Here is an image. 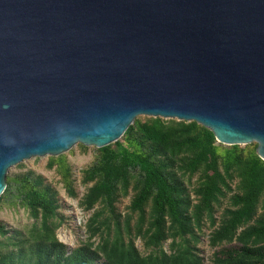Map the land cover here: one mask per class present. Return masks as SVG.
Instances as JSON below:
<instances>
[{"label": "water", "instance_id": "1", "mask_svg": "<svg viewBox=\"0 0 264 264\" xmlns=\"http://www.w3.org/2000/svg\"><path fill=\"white\" fill-rule=\"evenodd\" d=\"M142 114L264 159V0H0V196L12 166Z\"/></svg>", "mask_w": 264, "mask_h": 264}, {"label": "trees", "instance_id": "2", "mask_svg": "<svg viewBox=\"0 0 264 264\" xmlns=\"http://www.w3.org/2000/svg\"><path fill=\"white\" fill-rule=\"evenodd\" d=\"M134 131L149 146L148 151L117 140L115 147L112 143L99 147L100 160L86 171V179L94 183L82 204L87 209L103 205L87 222L86 241L70 250L58 238L60 223L54 220L58 199L50 186L41 187L43 178L38 177L35 185L18 186L21 202L35 218L30 235L19 237L23 234L19 231L10 236L16 238V249L0 250V264H264V159L257 151L244 154L239 144H233L221 156L214 131L195 120L136 119L124 133L126 139ZM136 172L131 208L139 218L132 223L131 216L122 220L121 213L114 217L110 213L116 214V201L129 192ZM197 172L194 202L184 177ZM235 177L236 189L232 186ZM11 190L9 183L0 201ZM228 191H232L230 204L212 231L210 243L236 239L238 245L216 251L212 261L205 262L192 241L200 238L205 217L215 224V205ZM9 232L0 223V234ZM133 235L141 236L146 248H151L148 254L139 250ZM97 236L98 241L93 239ZM170 237L174 244L168 252L160 245ZM177 238L186 244L177 243Z\"/></svg>", "mask_w": 264, "mask_h": 264}, {"label": "rangeland", "instance_id": "3", "mask_svg": "<svg viewBox=\"0 0 264 264\" xmlns=\"http://www.w3.org/2000/svg\"><path fill=\"white\" fill-rule=\"evenodd\" d=\"M150 117L154 116L142 114L137 116L136 119L145 121ZM119 140L133 149L141 151L149 150V146L141 140L137 131H134L128 139H126V136L123 134ZM220 143L218 152L221 156H225L227 149L231 148L233 144ZM257 146V141L239 144V150L244 154H250L257 151ZM112 147H115V142L112 143ZM101 156L102 151L98 146L78 142L69 150L60 154L36 155L12 166L6 176L7 185L9 183L12 184L11 193L0 201V223L4 224L10 232L6 235L0 234V250L7 252L11 249H16L14 244L16 238H10L15 232L18 233L22 231L23 234H18L19 237H28L30 235V229L32 228L35 218L31 215L30 209L21 202L18 186L24 183L30 186L35 185L38 177L43 178L41 187L45 188L50 186L52 188V193L58 199V216L54 219L56 222L60 223V226L56 230L58 238L63 241L70 250L86 241L89 235L87 232V222L89 218L96 209L100 210L103 208V205L100 203L96 204L92 209H87L84 204H82L83 197L88 187L94 183V181L86 179V171L94 166L100 160ZM137 175L138 173L136 172L129 192L122 194L116 201V214L110 213L112 217L121 213L122 220L127 216H131L132 223L138 220V211H133L131 208L133 197L136 194L134 184L137 180ZM199 177L200 172L195 174L187 173L184 177L194 202H196L195 187L199 181ZM237 184L238 178L235 177L232 183L234 189H236ZM231 194L232 191H228L227 194L221 196L220 200L216 203L214 215L217 220L215 224H213L209 218L205 217L206 220L200 231V238L192 241V244L196 245L197 251L204 257L205 262H211L216 251L238 245L236 239L233 241H223L217 245H212L210 243L211 233L222 222L224 211L230 204ZM147 209L149 210L150 206L147 207ZM262 211L263 208L260 207L259 214ZM93 239L98 241L100 236H97V238L94 237ZM134 239L136 245L143 254H148L151 251V248H146L141 236H134ZM176 242L186 244V242L180 238H177ZM173 244L174 240L170 237L163 240L160 247L170 252Z\"/></svg>", "mask_w": 264, "mask_h": 264}]
</instances>
